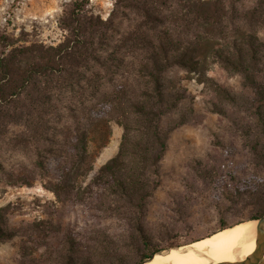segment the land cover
<instances>
[{
  "label": "trees",
  "instance_id": "1",
  "mask_svg": "<svg viewBox=\"0 0 264 264\" xmlns=\"http://www.w3.org/2000/svg\"><path fill=\"white\" fill-rule=\"evenodd\" d=\"M87 2L74 0L63 10L58 24L66 32L56 44L31 42L5 52L11 44L0 32V143L29 147L35 167L52 176L46 187L77 207L84 224L62 233L52 221L29 226L30 236L59 235L57 245L43 244V259L30 263L134 264L162 247L154 246L143 219L171 129L164 115L185 97L184 89L164 86L172 67L195 73L217 97L234 102V94L205 75L207 63H216L241 77L242 94H252L256 118L238 131L253 168L234 179L225 198L248 207L250 218L264 214V44L256 32L264 24V0L250 7L116 0L106 18L86 9ZM111 122L122 129L117 151L84 183L110 139ZM11 125L18 131L8 136ZM102 221L115 227L101 228ZM2 224L0 238L7 237ZM219 224L218 230L227 225ZM157 236L164 247L176 245L172 230Z\"/></svg>",
  "mask_w": 264,
  "mask_h": 264
},
{
  "label": "rangeland",
  "instance_id": "2",
  "mask_svg": "<svg viewBox=\"0 0 264 264\" xmlns=\"http://www.w3.org/2000/svg\"><path fill=\"white\" fill-rule=\"evenodd\" d=\"M73 1L0 0V32L11 44L4 51L31 42L56 44L62 40L66 31L60 28L58 20ZM115 1L88 0L85 8L106 18ZM226 2L250 7L256 0ZM260 16L264 19V5ZM256 32L264 44L263 23ZM205 75L234 94L236 100L220 99L193 72L172 67L164 75L167 78L164 86L171 92L184 89L185 97L164 115L163 121L171 129L159 160L158 185L148 200L143 219L152 243L158 248L162 246L160 249L166 246L163 238L157 236L158 230H172L176 245H184L217 231L221 220L229 226L250 219L249 208L240 202L231 203L225 193L232 189V182L242 171L253 168L238 125L256 118L257 103L252 94H242L239 75L226 72L216 63H207ZM181 120L183 123L178 124ZM16 131L18 126L11 125L7 135ZM121 132V127L111 122L110 139L93 158L92 170L84 183L115 154ZM89 150L93 155L97 151L92 143ZM33 163L34 155L29 147L19 149L0 143V220L7 234L0 238V264H32L31 258H44V243L57 245L58 234L45 239L30 236L32 224L52 221L59 226L60 233L67 225L73 229L84 226L80 210L67 199L56 198L46 187L52 176L40 173ZM260 177L264 180L263 173ZM98 226L108 230L115 227L109 221Z\"/></svg>",
  "mask_w": 264,
  "mask_h": 264
},
{
  "label": "bare ground",
  "instance_id": "3",
  "mask_svg": "<svg viewBox=\"0 0 264 264\" xmlns=\"http://www.w3.org/2000/svg\"><path fill=\"white\" fill-rule=\"evenodd\" d=\"M255 246L254 222L240 221L223 227L188 245L156 253L144 264H210L241 260L249 256Z\"/></svg>",
  "mask_w": 264,
  "mask_h": 264
},
{
  "label": "water",
  "instance_id": "4",
  "mask_svg": "<svg viewBox=\"0 0 264 264\" xmlns=\"http://www.w3.org/2000/svg\"><path fill=\"white\" fill-rule=\"evenodd\" d=\"M247 220L254 222L255 246H254L251 254L249 256L242 258L241 260L214 262V263H210V264H264V214H262L261 216H259L257 218H250ZM191 242H193V241H191ZM188 244L189 243L184 244V245H188ZM179 246H182V245L168 246L165 248L158 249L155 252H152L150 255L142 258L136 264H144L145 262L150 261L156 253H161V252L166 253V252L170 251L172 248H177Z\"/></svg>",
  "mask_w": 264,
  "mask_h": 264
}]
</instances>
